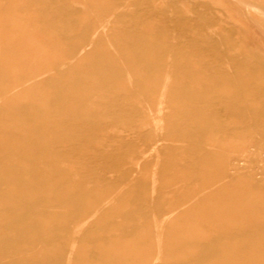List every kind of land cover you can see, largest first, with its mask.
Returning <instances> with one entry per match:
<instances>
[{"label": "rangeland", "instance_id": "rangeland-1", "mask_svg": "<svg viewBox=\"0 0 264 264\" xmlns=\"http://www.w3.org/2000/svg\"><path fill=\"white\" fill-rule=\"evenodd\" d=\"M0 264H264V0H0Z\"/></svg>", "mask_w": 264, "mask_h": 264}]
</instances>
